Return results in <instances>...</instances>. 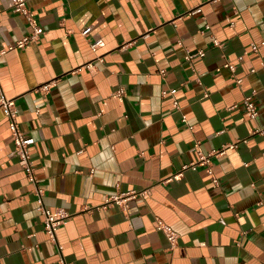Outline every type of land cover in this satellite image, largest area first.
<instances>
[{
  "label": "crops",
  "instance_id": "crops-1",
  "mask_svg": "<svg viewBox=\"0 0 264 264\" xmlns=\"http://www.w3.org/2000/svg\"><path fill=\"white\" fill-rule=\"evenodd\" d=\"M13 3L0 0V50L31 31ZM27 5L43 33L0 56V94L35 138L45 205L68 215L52 239L0 108V264H263L264 0Z\"/></svg>",
  "mask_w": 264,
  "mask_h": 264
},
{
  "label": "built area",
  "instance_id": "built-area-1",
  "mask_svg": "<svg viewBox=\"0 0 264 264\" xmlns=\"http://www.w3.org/2000/svg\"><path fill=\"white\" fill-rule=\"evenodd\" d=\"M13 10L14 12L19 13L26 18L29 26L31 27V31L21 39L17 40L14 44L9 45L7 49H13L15 47L23 48L29 42H39L41 35L43 33V29L38 24L34 14L28 7L27 0H14ZM90 29L91 26H88L82 30V33L85 36H87L90 32ZM101 43H102L101 40H95L91 42L92 49L96 50L101 45ZM214 44L219 45L220 42L217 39H214ZM261 45H264V41L260 43L253 42L251 45V51H255V52L259 51ZM7 49L0 50V56L4 54ZM248 52L249 51H246L245 53ZM204 55H205V51L203 49H198L196 51L187 49L185 59L190 62H193L197 57H203ZM227 67H229L231 70L235 69V66L230 63H227ZM252 71L254 70L252 69ZM162 72L164 73V70H162ZM241 81H242L241 78L236 79L237 83H241ZM50 86H51L50 84H46L43 86V89L48 90ZM123 93L124 90L122 88H119L117 90V94L122 95ZM243 102L246 110L249 112V115L252 118H255L258 115V110L253 100V95L252 94L246 95L244 97ZM175 104L178 105V102L175 101ZM0 108H3L5 111V115L7 117L9 124V129L14 142V149L10 152V156H15L18 158L21 166L24 168L28 176L29 181L35 185L34 191L37 196V203H38L37 208L44 215V228L49 234V236L52 239H55V233L61 220L67 217L68 214L62 208H58L52 211L48 209L44 203L43 200L44 191L38 186V179L36 177L35 167L32 164V160H31L32 156L30 153V147L35 143V138L25 134V132L22 131L18 121L14 100L6 97L5 94L1 93ZM255 133L264 134V125L257 128L255 130ZM200 161L202 163L209 164L210 158L209 156H205L201 154ZM191 167L196 168V163L193 162L191 164ZM209 172L212 174V170H209ZM213 180L214 182H217L216 178H213ZM125 200L126 197L124 196V194L121 193L113 194L108 196V198L106 199V204L109 205L112 203H117L122 205ZM157 229L163 231L172 244L176 241L177 233L170 225L166 224L161 218H157Z\"/></svg>",
  "mask_w": 264,
  "mask_h": 264
}]
</instances>
